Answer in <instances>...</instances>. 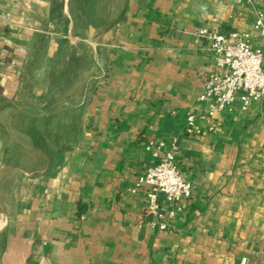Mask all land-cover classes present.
Wrapping results in <instances>:
<instances>
[{"label": "crops", "instance_id": "crops-1", "mask_svg": "<svg viewBox=\"0 0 264 264\" xmlns=\"http://www.w3.org/2000/svg\"><path fill=\"white\" fill-rule=\"evenodd\" d=\"M254 20L236 0H0V264H264V98L199 99L223 69L197 29L256 48ZM169 148L192 192L158 195L161 230L138 180Z\"/></svg>", "mask_w": 264, "mask_h": 264}, {"label": "built area", "instance_id": "built-area-1", "mask_svg": "<svg viewBox=\"0 0 264 264\" xmlns=\"http://www.w3.org/2000/svg\"><path fill=\"white\" fill-rule=\"evenodd\" d=\"M250 6L254 12V27L259 32L260 46L251 47L247 34L232 31L228 34L210 30L206 27L197 29V34L208 40L207 48L212 53L216 67L222 73L213 72L207 76L203 91L199 96L207 103L206 114L213 116L233 104L237 99L245 106L250 101L264 98V14L255 7V2L264 0H236ZM193 115L186 118L184 131H194ZM164 142H149L147 147L163 148ZM155 162L138 180V185H146L145 211L152 217L151 224L158 229H165L166 222L162 219L158 195L162 194L169 204H177L188 198L192 192V184L175 166L172 150L155 151ZM245 264V260H241Z\"/></svg>", "mask_w": 264, "mask_h": 264}, {"label": "rangeland", "instance_id": "rangeland-1", "mask_svg": "<svg viewBox=\"0 0 264 264\" xmlns=\"http://www.w3.org/2000/svg\"><path fill=\"white\" fill-rule=\"evenodd\" d=\"M93 1V0H92ZM93 42V41H92Z\"/></svg>", "mask_w": 264, "mask_h": 264}]
</instances>
